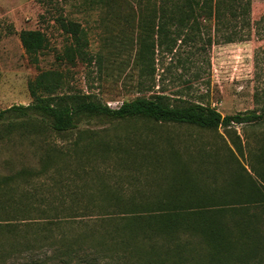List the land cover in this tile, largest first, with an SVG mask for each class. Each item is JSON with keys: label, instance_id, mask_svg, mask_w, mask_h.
Returning <instances> with one entry per match:
<instances>
[{"label": "rangeland", "instance_id": "374dc122", "mask_svg": "<svg viewBox=\"0 0 264 264\" xmlns=\"http://www.w3.org/2000/svg\"><path fill=\"white\" fill-rule=\"evenodd\" d=\"M60 17L86 32L83 52L71 60L72 38ZM144 22L145 0H0V110L31 103L28 85L45 71L59 83L52 96L61 104L75 96L116 108L162 93L170 102H202L222 115L264 110V0H250L249 16H228L223 24L203 18L168 23L166 33L153 36L147 60L145 30L138 26ZM24 29L47 39L35 63L19 40ZM28 121L26 129L0 137V212L31 217L11 222L17 227L9 223L5 240L23 233L58 238L65 229L87 232L85 245L103 241L106 231L119 243L128 230L143 228L145 236L154 235L135 236L145 252L150 244L169 253L186 244L183 257L197 259L206 251L199 236L155 234L158 216L229 223L232 212L260 214L259 206L244 202L264 193V122L204 129L81 114L74 128L55 133L47 120L39 131ZM19 249L7 257L10 264L47 256L62 264L48 241ZM120 254L115 264H132Z\"/></svg>", "mask_w": 264, "mask_h": 264}, {"label": "trees", "instance_id": "16d2710c", "mask_svg": "<svg viewBox=\"0 0 264 264\" xmlns=\"http://www.w3.org/2000/svg\"><path fill=\"white\" fill-rule=\"evenodd\" d=\"M249 12L250 0H145V22L143 25L138 24L140 29L145 30V43L142 44V46L145 45V60H147L149 49L153 48V36L158 38L160 34L166 33L168 23H174L177 20L178 26H181L191 19L192 22H196L198 18H203L213 19L216 23L223 24L228 16L246 17L249 16ZM58 22L61 29L72 38L67 57L71 60L80 56L86 44L84 28L80 23L62 17L58 19ZM231 39L228 37L227 41L230 42ZM19 40L25 53L32 57L34 63L37 62L38 55L46 47L45 34L37 29H24L19 33ZM51 74L48 71L42 72L29 83V92L33 97L31 103L14 104L0 110V124H5L4 132H0V137L7 136L19 126L26 129L30 119L35 120L31 124L35 131L46 129L48 125L45 121L47 120L50 123L48 128L55 133L66 132L76 126L78 116L81 114L89 117L106 116L119 120L142 119L158 123L188 124L204 129L264 122V110L222 115L214 107L202 102L181 99L175 103L170 102L168 96L162 93L122 101L116 108L96 101L81 100L75 96L69 97L70 103L61 104L60 96L57 98L52 96L59 83L50 79ZM39 89L47 92L48 96L39 95L37 92ZM244 203L253 208L259 206L260 214L250 211L232 212L229 223H220L216 218L197 223L190 220L188 214H159L153 229L155 234L164 233L174 238L178 237L177 233L179 235L189 233L188 235L191 234L190 236L193 235L204 242L206 251H203V255L197 259L183 257L182 252L186 244H183L185 246L181 248L176 243L175 251L172 253L167 250L162 252L158 250L159 246L153 247V244H150L149 251L145 252L143 243L136 240L135 236H144L143 238L152 240L154 235L145 236L143 228L128 230L127 233L133 236L119 243L114 241L116 237H119L117 234L106 231L107 235L101 236L103 241L99 239L85 245L87 232L80 231L77 234L74 233L76 234L74 236L65 229L60 231L58 238L47 236L39 239L23 233L21 239H17L16 236L15 240L8 241L5 240L4 235H1L3 230H11L8 224L17 227L15 223L31 220V217L26 212L21 214L0 212V264H10L7 257L17 254L20 247L32 248L39 241H48V245L53 246L55 244L56 255L62 256V264H115L118 251L123 261L128 259L132 264H264V230H261L263 222L260 220V217L264 218V193L260 191L256 198H246ZM25 226L29 227L27 224ZM26 230L28 229L24 231ZM106 239H110L111 242L106 244ZM53 260L52 256L43 259L36 257L15 264H53L51 262Z\"/></svg>", "mask_w": 264, "mask_h": 264}]
</instances>
